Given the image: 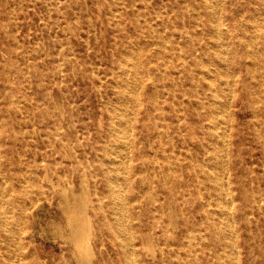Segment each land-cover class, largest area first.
I'll use <instances>...</instances> for the list:
<instances>
[{
	"label": "bare ground",
	"instance_id": "obj_1",
	"mask_svg": "<svg viewBox=\"0 0 264 264\" xmlns=\"http://www.w3.org/2000/svg\"><path fill=\"white\" fill-rule=\"evenodd\" d=\"M160 2V31L150 27L155 52L143 58L148 39H138L133 49L127 43L116 75L111 68V95L103 91V76L100 84L93 82L101 110L94 132L82 134L74 123L76 104L65 108L58 103L62 159L55 173L45 163L42 168L63 220L51 216L46 223L54 240L70 246L71 256L69 262L62 253L55 264H96L102 233L109 231L119 239L117 253L123 252L126 264H147V259L152 264H198L206 242L217 248L219 264H239L242 235L251 247L264 246V0ZM8 5L9 0H0L1 126L14 117L33 120L41 109V92L28 97L24 81L17 83L16 71L8 66L4 47L14 10L7 12ZM51 7L60 13L58 5ZM175 9H180L183 25L171 19ZM68 30H73L70 24ZM12 53L28 58L18 45ZM41 56L38 45L35 58L41 61ZM25 75L39 76L33 67ZM22 88L23 99L16 96ZM245 110L250 114L248 158L240 143L231 150L234 116ZM146 122L153 125L151 155L143 151L140 138ZM81 146L87 149L82 154ZM6 153L0 151V166L12 175L20 170L11 169ZM8 181L0 173V240L11 243L23 230L25 211L21 192L15 211ZM32 192L39 193L27 187L23 191L27 197ZM41 193H46L43 186ZM183 206L196 210L185 214L181 228ZM145 224L150 228L142 232ZM158 232L165 239L162 245L154 237ZM137 233L145 259L138 256ZM223 253H228L226 259Z\"/></svg>",
	"mask_w": 264,
	"mask_h": 264
},
{
	"label": "rangeland",
	"instance_id": "obj_2",
	"mask_svg": "<svg viewBox=\"0 0 264 264\" xmlns=\"http://www.w3.org/2000/svg\"><path fill=\"white\" fill-rule=\"evenodd\" d=\"M9 2L7 12L12 8L14 10H11L12 18L8 20L11 36L4 47L8 51L6 53L8 66L18 72L14 75L17 83L24 81L22 85L25 86L28 97L35 95V92L38 94L37 91L41 92V109L34 114L33 120L14 117L9 124L2 126L0 124V151L7 152L5 156L13 171L20 170L10 175L7 168L2 165L0 173L2 175L5 172L9 179L7 186L12 191L9 198L13 200L15 211L19 210L16 197L20 192L23 197L22 210L25 211L21 233L17 231L16 237L11 238V243L0 240L2 245L0 261H6L8 264H55L56 259L63 253L65 259L70 262V246L61 243L60 239L54 240L51 226L46 223L51 216L63 220L57 207L58 197L51 194L42 168V164L45 163L50 173H55L58 171L57 164L62 159L56 123L60 115L58 103H62L65 108L69 103L76 104L73 111L74 123L82 134L88 129L94 132L101 110L99 92L93 87V82L100 84L103 76V91L111 95L118 58L127 43L130 49H133L138 39H148V43L144 44L143 58L150 57L155 52L157 44L153 33L160 31L158 26L160 18L157 17V12L162 4L160 0H9ZM49 5H58L60 13ZM179 12L180 9H175L171 19L183 25ZM69 24L73 28L71 31L68 30ZM188 24L190 25L189 21ZM151 25L154 26L153 33ZM16 45L28 53V58L22 55L16 57L12 53ZM38 45L41 47V61L35 58ZM69 45L72 48H69ZM31 67L39 74L37 78L30 75L29 79L26 77L25 71L30 72ZM111 68L115 75L111 73ZM24 89L18 90L16 96L23 99ZM1 96L0 87V100ZM249 117L247 110L236 113L231 131V150L235 151V143H240V152L245 158L249 157L248 146L251 144ZM145 124H141L140 138L143 141V151L151 155L153 125L150 122ZM5 132L9 137L3 135ZM44 142H48L49 147H44ZM37 148L41 150L43 148L44 153L41 154ZM85 150L86 147L81 146L78 152L82 154ZM4 158L6 159L2 157ZM147 167L148 170L151 169L148 163ZM72 177L77 188L78 174L75 173ZM42 186L45 194L41 193ZM25 187L39 193L32 192L33 194L27 197L23 193ZM129 207L134 209L132 203H129ZM189 210L195 212L196 206L192 208L183 206L180 210L181 228L184 227V216ZM133 217L130 220L134 223ZM15 219L14 213L11 214V223L14 224ZM146 221H151V217ZM148 226L145 224L141 231ZM102 234L104 246L98 249L100 259L95 258L96 264H126L123 252L117 253L121 251L119 239L110 231ZM137 235L139 234H135V241L138 256L145 259L141 239ZM154 237L159 245L165 241L160 232L154 234ZM243 238L242 235L237 249L239 264H264V246L251 247ZM216 252L217 248L206 242L204 250H199L198 264H219ZM222 256L226 259L228 253H223ZM149 260L147 259V264H152Z\"/></svg>",
	"mask_w": 264,
	"mask_h": 264
}]
</instances>
